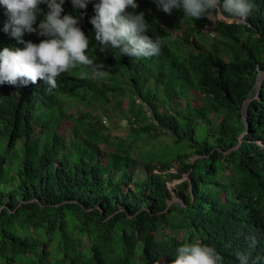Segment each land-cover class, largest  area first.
<instances>
[{
  "label": "trees",
  "instance_id": "1",
  "mask_svg": "<svg viewBox=\"0 0 264 264\" xmlns=\"http://www.w3.org/2000/svg\"><path fill=\"white\" fill-rule=\"evenodd\" d=\"M136 2L128 11L145 13L147 34L163 41L159 55L100 52L90 23L100 0L79 10L65 0L62 16L80 19L86 54L109 74L71 68L52 91L42 80L0 85V264H171L194 240L222 264H239L237 252L264 264V79L255 88L264 0H251L245 23L214 24ZM9 23L0 4V51L24 47L4 31ZM117 110L123 118L113 122ZM121 120L124 137L113 135Z\"/></svg>",
  "mask_w": 264,
  "mask_h": 264
},
{
  "label": "clouds",
  "instance_id": "2",
  "mask_svg": "<svg viewBox=\"0 0 264 264\" xmlns=\"http://www.w3.org/2000/svg\"><path fill=\"white\" fill-rule=\"evenodd\" d=\"M158 7L171 15L173 10H181L183 18L194 20L207 18L215 23L222 18L245 21L253 10L251 0H155ZM65 0H0L10 18L4 28L11 32L23 48L4 47L0 51V85L16 86L36 84L44 81L47 91L58 88V78L71 68L83 66L96 78L109 74L103 71L104 65L97 64V57L86 54L90 40L78 26L80 19L72 14L63 15ZM74 9H86L88 0H71ZM41 4L48 11L43 13ZM136 0H100L96 5V15L90 20L95 30V41L99 51L111 50L116 56L149 58L159 55L163 41L153 38L149 32L145 13L129 12L137 9ZM227 14V16H225ZM38 16H43L37 24ZM183 23V20L181 21ZM25 32L45 37L39 44L25 42ZM91 51L94 53L95 48ZM255 238L250 239L249 247H255ZM239 264H250V252H237ZM223 257L217 250L194 240L176 249L171 264H222Z\"/></svg>",
  "mask_w": 264,
  "mask_h": 264
},
{
  "label": "rangeland",
  "instance_id": "3",
  "mask_svg": "<svg viewBox=\"0 0 264 264\" xmlns=\"http://www.w3.org/2000/svg\"><path fill=\"white\" fill-rule=\"evenodd\" d=\"M223 20L225 19V18H222ZM219 20H221V19H219ZM218 20V21H219ZM217 22V21H216ZM214 24V23H213ZM212 29H213V26L212 25H208L206 28H205V31H207V32H212ZM173 33H174V35H176V31H173ZM125 104H124V110H125V107H128V105L126 106V104H128V99L127 100H125V102H124ZM193 103H194V105L195 106H199V100H198V98H194V101H193ZM80 109H82L81 107H80ZM91 110L93 111V112H95V113H98L99 111H98V109L96 108V107H91ZM73 113H75V111L73 112ZM123 118V116H122V111H120V110H117L116 111V113L114 112L113 113V118H112V120H113V122H115V121H117L118 119H122ZM120 123H121V125H120V129H118V130H114L113 131V135H119V136H122V137H124L125 135H126V127H127V122L125 121V120H121L120 121ZM104 124L105 125H108V126H110V127H113L114 125L113 124H111L108 120H106V119H104ZM66 125L67 126H70V123L68 122V121H65L64 122V126L66 127ZM63 126V127H64ZM62 130H64V128L62 129ZM162 140H164V138H161V141ZM167 142L168 141H170V140H166Z\"/></svg>",
  "mask_w": 264,
  "mask_h": 264
},
{
  "label": "water",
  "instance_id": "4",
  "mask_svg": "<svg viewBox=\"0 0 264 264\" xmlns=\"http://www.w3.org/2000/svg\"><path fill=\"white\" fill-rule=\"evenodd\" d=\"M245 23V21H242ZM264 79V72H260L258 77H257V83L255 85V88L258 89V91L260 92L261 90V86H262V81ZM252 101V99H248L244 105H243V109H242V113H243V121L245 122V124L247 125V127L249 128V123H248V116H247V113H248V106L250 104V102ZM245 134H243L244 136ZM241 144V142H240ZM238 148V147H236ZM194 159H197V157H195ZM188 181L191 182L190 178H189V175L187 174L186 177H185ZM176 203H181V201H179L178 199L175 200Z\"/></svg>",
  "mask_w": 264,
  "mask_h": 264
}]
</instances>
